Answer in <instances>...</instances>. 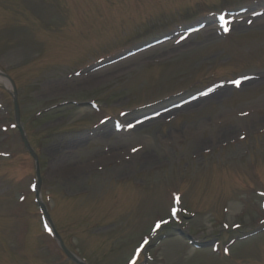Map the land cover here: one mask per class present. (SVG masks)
<instances>
[{
    "label": "rangeland",
    "instance_id": "obj_1",
    "mask_svg": "<svg viewBox=\"0 0 264 264\" xmlns=\"http://www.w3.org/2000/svg\"><path fill=\"white\" fill-rule=\"evenodd\" d=\"M120 1L126 0H0L1 62L14 69L21 122L38 153L44 200L55 226L89 264H129L153 222L169 217L178 195L172 191L180 186L184 211L179 217L186 232L209 241L226 225L239 229L224 237H247L231 246L233 259L226 260L209 245L191 250L185 239L168 238L177 235L169 224L162 242L156 240L147 252L150 260L143 256L135 264L144 258L146 264H264V231L248 235L264 218L257 194L264 192V16L251 14L264 10V1L229 24L226 39L211 24L176 45L172 41L178 38L69 76L73 66L124 37H133L132 42L175 32L166 21L178 9L232 0H186L164 8L155 0H139L143 8L149 6L139 20L135 16L145 10L129 0L121 9ZM150 25L156 28L144 30ZM247 75L251 79L231 86ZM213 80L224 88L146 124L130 115L126 121L135 124L125 134L107 126L88 130L98 119L88 107L35 115L59 100L96 98L117 108L190 89L199 93V86ZM3 139L8 140L0 141V150L19 157L14 162L0 157L6 174L0 179V264H65L56 242L41 229L29 188L34 163L21 154L15 130Z\"/></svg>",
    "mask_w": 264,
    "mask_h": 264
},
{
    "label": "snow or ice",
    "instance_id": "obj_2",
    "mask_svg": "<svg viewBox=\"0 0 264 264\" xmlns=\"http://www.w3.org/2000/svg\"><path fill=\"white\" fill-rule=\"evenodd\" d=\"M237 83H239V82H237ZM157 227H159V225H157ZM132 264H135V261L134 260L132 261Z\"/></svg>",
    "mask_w": 264,
    "mask_h": 264
},
{
    "label": "bare ground",
    "instance_id": "obj_3",
    "mask_svg": "<svg viewBox=\"0 0 264 264\" xmlns=\"http://www.w3.org/2000/svg\"><path fill=\"white\" fill-rule=\"evenodd\" d=\"M263 25H264V22L262 23ZM0 79H1V77H0ZM218 92V91H217ZM217 92H214V93H212V94H216Z\"/></svg>",
    "mask_w": 264,
    "mask_h": 264
},
{
    "label": "water",
    "instance_id": "obj_4",
    "mask_svg": "<svg viewBox=\"0 0 264 264\" xmlns=\"http://www.w3.org/2000/svg\"><path fill=\"white\" fill-rule=\"evenodd\" d=\"M18 120V119H17Z\"/></svg>",
    "mask_w": 264,
    "mask_h": 264
}]
</instances>
